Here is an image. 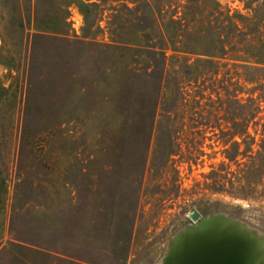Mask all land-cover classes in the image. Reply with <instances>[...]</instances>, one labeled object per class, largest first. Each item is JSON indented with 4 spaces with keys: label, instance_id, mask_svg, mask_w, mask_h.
I'll list each match as a JSON object with an SVG mask.
<instances>
[{
    "label": "rangeland",
    "instance_id": "1",
    "mask_svg": "<svg viewBox=\"0 0 264 264\" xmlns=\"http://www.w3.org/2000/svg\"><path fill=\"white\" fill-rule=\"evenodd\" d=\"M95 1L68 0L69 40H35L64 0H0V264H163L191 210L264 252V0H180L170 115L122 70L143 65L135 2Z\"/></svg>",
    "mask_w": 264,
    "mask_h": 264
},
{
    "label": "trees",
    "instance_id": "2",
    "mask_svg": "<svg viewBox=\"0 0 264 264\" xmlns=\"http://www.w3.org/2000/svg\"><path fill=\"white\" fill-rule=\"evenodd\" d=\"M88 7L97 5V2L82 0ZM134 5L132 7L125 4L127 10L135 12V18L143 24H139V30L142 31L139 34L141 40L134 41V45H130L134 48L135 57L139 59L143 65L139 66H124L123 71H130L132 75H143L150 83L153 98L150 103V110L152 114L156 115L157 110L161 109L162 113L171 114L177 110V101L179 99V87L182 81L186 78L183 75L182 56L179 54V49L174 48L175 45L181 42L182 31V17H183V5L180 0L175 2L171 0H132ZM68 0H64L61 3V13L57 18V23L53 30L46 29L45 27H36L33 31L32 39H39L50 35L54 39L69 40L68 38ZM146 6V7H145ZM166 9V16L163 12ZM35 23L38 24L37 20ZM164 27H169V31L165 32ZM161 31H157L156 29ZM148 29V31H147ZM50 31V34L48 33ZM154 31V33H153ZM119 41L117 39H113ZM171 49V51H170ZM192 79V74L189 73ZM172 83L177 89V94H174L173 101L171 103L163 104L161 101V95L163 88ZM187 100L186 96L184 97ZM190 100V99H189ZM188 100V101H189ZM190 101L188 102V104ZM160 112V113H161ZM241 179L245 177L249 172L246 168H239Z\"/></svg>",
    "mask_w": 264,
    "mask_h": 264
},
{
    "label": "water",
    "instance_id": "3",
    "mask_svg": "<svg viewBox=\"0 0 264 264\" xmlns=\"http://www.w3.org/2000/svg\"><path fill=\"white\" fill-rule=\"evenodd\" d=\"M188 215L198 223L188 229L163 264H264L260 240L238 221L220 214L201 218L197 210Z\"/></svg>",
    "mask_w": 264,
    "mask_h": 264
}]
</instances>
